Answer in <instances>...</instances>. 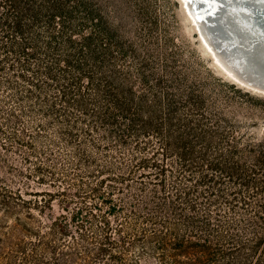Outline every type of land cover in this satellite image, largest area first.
I'll list each match as a JSON object with an SVG mask.
<instances>
[{
  "label": "trees",
  "instance_id": "obj_1",
  "mask_svg": "<svg viewBox=\"0 0 264 264\" xmlns=\"http://www.w3.org/2000/svg\"><path fill=\"white\" fill-rule=\"evenodd\" d=\"M182 23L0 0V264H264V108Z\"/></svg>",
  "mask_w": 264,
  "mask_h": 264
},
{
  "label": "bare ground",
  "instance_id": "obj_2",
  "mask_svg": "<svg viewBox=\"0 0 264 264\" xmlns=\"http://www.w3.org/2000/svg\"><path fill=\"white\" fill-rule=\"evenodd\" d=\"M181 1L214 63L234 83L264 93V7L242 6L235 0ZM208 27L215 35L221 29V37L217 38V45L220 44L223 49L221 52L216 49V36L213 35L214 39ZM230 55H237L231 58L239 60L243 68L252 71L246 76L245 71L234 69L228 58Z\"/></svg>",
  "mask_w": 264,
  "mask_h": 264
},
{
  "label": "rangeland",
  "instance_id": "obj_3",
  "mask_svg": "<svg viewBox=\"0 0 264 264\" xmlns=\"http://www.w3.org/2000/svg\"><path fill=\"white\" fill-rule=\"evenodd\" d=\"M178 2L179 7H180V16L182 18V24H183V31L186 37L192 39L193 42H196L198 48L200 49V51L203 53L204 56H206L210 61L212 66L215 68V71L217 73H219L220 75H222L227 81H229L230 83H234L231 79H229V77H227V75L214 63V60L211 56V54L208 52L206 46L203 43L202 38L200 37V33L197 30V27L193 24V22L190 20L184 5L182 3L181 0H173ZM237 87H239L240 89H242L244 92H248L249 96L251 97V99L253 101H255L260 107L264 108V93H260V92H255L253 90H250L248 88L245 87H241L239 86L237 83H234ZM252 130L254 131L255 135L258 137H263L264 136V118L260 119L259 123L252 128ZM17 187H21L22 191H25V189H29V190H41V189H52L50 186L48 185H41V184H37L36 182H32L30 183V187L26 188L25 186H19L17 184ZM54 203V208L55 210H57V206L56 203L57 201H53Z\"/></svg>",
  "mask_w": 264,
  "mask_h": 264
},
{
  "label": "water",
  "instance_id": "obj_4",
  "mask_svg": "<svg viewBox=\"0 0 264 264\" xmlns=\"http://www.w3.org/2000/svg\"><path fill=\"white\" fill-rule=\"evenodd\" d=\"M205 7H206V6H205ZM206 8H207V7H206ZM209 29H210V28L208 27V31H209V33L212 34V36L215 35V32L213 31V29H210V30H209ZM211 30H212V31H211ZM218 30H219L220 33H218V35H215V36H216V43H215L216 45H215V46H216V49H218V51H220V50L222 51L223 49H222V47L220 46V44L217 45V43H218V42H217V38L221 37V34H222L221 29L219 28ZM213 38L215 39L214 36H213ZM225 42H226V41H225ZM221 51H220V52H221ZM224 55L227 56V54H226L225 52H224ZM232 56H234V55H230V57H228V58H230V60H231L230 62H231V65H233V68L235 67L236 69L239 68L241 71H245L246 76H247V74L250 73V71H252V70H248V69L243 68V66L240 65V62H238L239 60H236V59L234 60L233 58H231ZM235 56L237 57V55H235ZM235 56H234V57H235ZM235 68H234V69H235Z\"/></svg>",
  "mask_w": 264,
  "mask_h": 264
},
{
  "label": "snow or ice",
  "instance_id": "obj_5",
  "mask_svg": "<svg viewBox=\"0 0 264 264\" xmlns=\"http://www.w3.org/2000/svg\"><path fill=\"white\" fill-rule=\"evenodd\" d=\"M235 2L238 5H242V6L248 5V6H251L252 8H256V6L264 7V0H235Z\"/></svg>",
  "mask_w": 264,
  "mask_h": 264
}]
</instances>
